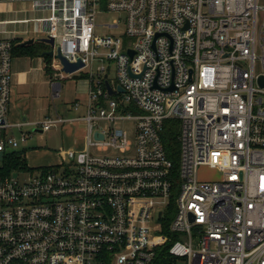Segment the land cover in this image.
<instances>
[{
    "label": "built area",
    "instance_id": "built-area-1",
    "mask_svg": "<svg viewBox=\"0 0 264 264\" xmlns=\"http://www.w3.org/2000/svg\"><path fill=\"white\" fill-rule=\"evenodd\" d=\"M13 3L42 14L2 19ZM28 20L54 39L61 77L59 51L90 80L86 115L33 123L83 120L86 147L0 174V264H264V0H0V166L31 135L8 120L23 41L8 26ZM173 120L177 167L163 138ZM200 166L221 175L201 180Z\"/></svg>",
    "mask_w": 264,
    "mask_h": 264
},
{
    "label": "crops",
    "instance_id": "crops-1",
    "mask_svg": "<svg viewBox=\"0 0 264 264\" xmlns=\"http://www.w3.org/2000/svg\"><path fill=\"white\" fill-rule=\"evenodd\" d=\"M21 39L25 41L23 37H21ZM12 67L13 86L11 90V102L8 111V120L12 124L11 132L18 133L22 129L31 132L34 131L44 133L40 128L35 127L33 122L41 121L49 115L59 116V112L63 113L65 111L61 109L59 111L57 110L58 97L61 95L63 87L74 92L73 98L71 97L74 99V101H72L71 98L68 99V96L65 98L64 102L68 103V106L69 104H72V106H74L73 108H75L74 103L78 102L79 104L77 108H79L81 105H84L87 109V104L89 101L88 93L90 80L88 77H84L82 75V73L87 74L86 72L77 71V73L80 72V74L73 73L70 76L63 77L59 75V70H54L53 74H49L46 70L43 55L25 56L14 54ZM54 83H59L60 85L58 94L57 90L55 91L54 89ZM19 122H25V124L19 127ZM63 127H65V125ZM86 133L83 138L81 137L82 143L78 145V149H84L86 147ZM72 148L73 147L71 145L67 148L61 147L55 154L58 160L56 163H49L45 165L41 164L35 167H45L59 164L61 160L67 159L68 156L66 152L73 150Z\"/></svg>",
    "mask_w": 264,
    "mask_h": 264
},
{
    "label": "rangeland",
    "instance_id": "rangeland-1",
    "mask_svg": "<svg viewBox=\"0 0 264 264\" xmlns=\"http://www.w3.org/2000/svg\"><path fill=\"white\" fill-rule=\"evenodd\" d=\"M3 9H6L7 6L5 7L4 5H1ZM11 7L15 10V12L9 13H2L1 17L2 19H25L27 18H35L41 16L42 13L34 12L32 10H28L26 12H21L22 9L30 8L28 4L26 5H21L19 3H13L11 4ZM115 17V14H105L101 15L98 20L101 23H109L113 21V18ZM8 28H15L19 30L20 34H16V37H23V39L26 41L27 39L30 38H36L42 39L44 36V33H37L34 31V22L28 20L26 23L20 22L16 24H11L8 26ZM100 34L106 33L107 28L103 26L102 28L99 29ZM48 44V43H47ZM50 49L52 46L48 44ZM111 69L110 71V78H115L116 73H115V68L114 64L111 63ZM86 72V71H83ZM76 74H80V72H74ZM67 92V93H66ZM66 93V94H65ZM73 91L72 90H67L65 87H63V90L61 92V95L58 97V106L57 110H65L63 113L59 112V115H61L64 118H69V119H74L77 117H82L86 115L87 110L84 105H81L79 108H73L72 104L64 102L65 98H73ZM71 98V99H72ZM70 102L74 101V99L69 100ZM71 105V106H70ZM57 115V114H54ZM65 127H63L64 125ZM68 124V125H67ZM101 125H107L106 121H101ZM118 126H123L125 129L128 131V138L132 141H134V131H135V120H123L119 121L117 123ZM86 128L87 125L84 124L83 120H74L73 122H65V123H59L57 127H54L50 131H44V133L40 132H31V135H29V138L27 141L21 143L20 145V150L26 151V157H27V162L29 165L35 167L37 165H45L49 163H56L57 156L55 155L57 151L61 148H67L70 145L73 147V151L75 149H78V145L82 143L81 139L86 133ZM18 138L20 137V131L18 133H15ZM82 137V138H81ZM47 150V151H45ZM92 151H95V148L91 147ZM116 152V151H115ZM220 172L217 168L213 167H208V166H200L199 171H198V177L201 180L205 181H211L212 179H218L220 177ZM177 264H185V259L184 258H177Z\"/></svg>",
    "mask_w": 264,
    "mask_h": 264
},
{
    "label": "trees",
    "instance_id": "trees-1",
    "mask_svg": "<svg viewBox=\"0 0 264 264\" xmlns=\"http://www.w3.org/2000/svg\"><path fill=\"white\" fill-rule=\"evenodd\" d=\"M50 50V47L48 44L43 40H35L32 43L23 44L22 41L16 40L15 45L13 48L14 54L17 55H30V56H38L43 55L45 60V66L46 70L49 74L54 73V69L51 66L53 57L48 54V51ZM85 77H88V74H83ZM163 138L165 139L166 148L168 153L171 155V157L174 159L175 165L179 164V139L177 138L179 135V123L176 120H173L172 122H166ZM28 162L27 157L24 152L15 151V153H11L9 156L5 157L3 166H0V174H8L12 172L15 169L18 168H28ZM169 219L165 221V226L167 229L166 232L170 233V230L168 229L169 225ZM176 237H172V241L175 240ZM171 241V242H172ZM170 243H168L169 245ZM159 264H169L170 260L169 258L165 257H158Z\"/></svg>",
    "mask_w": 264,
    "mask_h": 264
},
{
    "label": "water",
    "instance_id": "water-1",
    "mask_svg": "<svg viewBox=\"0 0 264 264\" xmlns=\"http://www.w3.org/2000/svg\"><path fill=\"white\" fill-rule=\"evenodd\" d=\"M36 39L35 38H30V39H27L26 41L23 42V44H27V43H32L34 42ZM43 41H45L46 43L50 44L51 46L54 45V39L51 38V37H42ZM48 54L52 57L55 56V52L50 49L48 51ZM130 54L133 55L134 54V50L130 51ZM57 57L60 59L61 61V64L63 66V70L66 72V73H69V74H73V72L77 71L78 69L82 68L84 65L81 61H78V62H72L70 63L66 57H64L60 51L57 53ZM263 80V79H262ZM263 82V81H262ZM107 83V88H108V91L109 93H113V89L111 87V85L109 84V81L106 82ZM118 89L120 91H123V88L121 86H118ZM96 136L102 138L103 136L102 135H99V134H96Z\"/></svg>",
    "mask_w": 264,
    "mask_h": 264
}]
</instances>
